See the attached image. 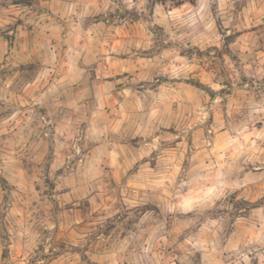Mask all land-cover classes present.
Returning <instances> with one entry per match:
<instances>
[{"label": "clouds", "instance_id": "1", "mask_svg": "<svg viewBox=\"0 0 264 264\" xmlns=\"http://www.w3.org/2000/svg\"><path fill=\"white\" fill-rule=\"evenodd\" d=\"M0 264H264V0H0Z\"/></svg>", "mask_w": 264, "mask_h": 264}]
</instances>
